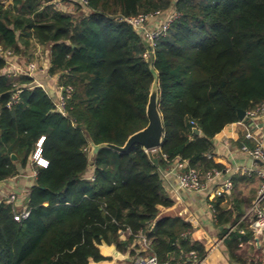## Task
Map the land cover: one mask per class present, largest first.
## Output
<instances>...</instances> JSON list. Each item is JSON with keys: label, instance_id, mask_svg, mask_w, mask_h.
Instances as JSON below:
<instances>
[{"label": "trees", "instance_id": "16d2710c", "mask_svg": "<svg viewBox=\"0 0 264 264\" xmlns=\"http://www.w3.org/2000/svg\"><path fill=\"white\" fill-rule=\"evenodd\" d=\"M71 3L76 11L70 14L51 0L0 1V182L27 167L41 139L48 163L35 166L27 218L15 221L14 207L0 200V264L99 262L106 259L101 244L160 264L200 263L206 249L190 222L159 211L173 205L160 171L176 160L200 174L224 171L213 160V137L239 121L238 111L264 99V0ZM172 7L178 16L152 53L164 127L160 150L101 148L90 163L87 138L122 146L147 124L154 78L145 45L123 19ZM33 43L49 51L48 74L72 87L64 114L32 78L6 72L5 53L15 60ZM230 180V190L216 186L206 197L224 252L232 264H264L249 222L241 220L262 180L255 172ZM122 233L128 236L121 239ZM139 234L147 248L136 243Z\"/></svg>", "mask_w": 264, "mask_h": 264}, {"label": "crops", "instance_id": "0c3cea01", "mask_svg": "<svg viewBox=\"0 0 264 264\" xmlns=\"http://www.w3.org/2000/svg\"><path fill=\"white\" fill-rule=\"evenodd\" d=\"M59 1V10L70 14L76 11V7L71 1ZM32 46L37 51L40 48L45 49L44 46L37 43H33ZM33 59V56L28 58L19 56L15 58L11 67L6 68V72L15 74L18 72L17 69L25 68L26 64ZM43 65H46L47 68L49 67V51L47 48L45 49ZM33 78L53 100L57 94V77L49 74H36ZM255 123L256 125L251 127H249L250 123L247 120L230 123L213 137V160L221 164L229 175L240 173L239 171L243 169L254 170L260 168L264 170V163H256L248 153L241 149L243 145L252 148L256 142H260L264 146V116L259 117ZM247 128L254 136L252 140L245 138ZM35 168V165L29 160L27 167L20 170L16 177L0 182V200H2L4 195L15 194L17 198L15 210L20 212L27 209L29 190L35 180ZM163 183L167 194L173 200V205L169 208L159 207V211L161 214L169 213L182 216L190 222L193 227L192 236L195 239L202 240L206 249V256L200 264H232L224 252L223 243L218 237L219 229L214 225V216L206 201L208 193L214 187L221 186V180H216L214 183L209 184L205 191L199 193L179 191L177 194H173L170 191L168 182L163 181ZM170 183L172 184L171 176L169 177ZM127 236L128 233H122L121 239H125ZM216 240L221 242L216 243ZM136 243L139 246L141 245L139 240ZM255 247L264 254V243ZM98 249L100 254L106 259L99 262H89L88 264H132L133 262V258L128 253L118 252L113 245L101 244Z\"/></svg>", "mask_w": 264, "mask_h": 264}, {"label": "built area", "instance_id": "2783aa9c", "mask_svg": "<svg viewBox=\"0 0 264 264\" xmlns=\"http://www.w3.org/2000/svg\"><path fill=\"white\" fill-rule=\"evenodd\" d=\"M5 5L9 4L10 0H0ZM75 1L82 8H86L88 5V0H69ZM51 3L58 9L60 3L59 0H51ZM178 16L175 8L172 7L165 11H154L150 13H139L134 16L124 18L123 20L131 26L134 32L140 37L141 41L145 45V52L143 57L149 61L152 56L153 50L157 45V41L160 37L164 36L171 22L176 19ZM5 56L8 60L7 67H11L14 64L13 55L11 52H6ZM17 73H23L32 78L33 85L40 86L34 81V76L36 74H48V68L46 65L37 66L36 62L30 61L26 64L25 68L17 69ZM72 92V87L57 85V94L52 100L56 110L64 114L66 101L69 99ZM19 90H16L12 96V101L17 99ZM10 104V103H9ZM264 116V99L253 109L247 110L245 112L244 120H247L250 123V126L256 125V120L259 117ZM245 138L247 140H252L254 138L252 132L247 128L245 133ZM41 143L42 139L38 141L35 151L30 157V161L35 166L46 167L47 161L41 156ZM244 152L256 162L263 164L264 163V146L260 142H256L253 148H249L247 145H243L241 148ZM165 158V157H164ZM241 174H250L255 172L262 180L260 188L258 190L257 197L253 202L252 206L246 211L245 215L241 220L249 222V229L252 233V243L257 246H261L264 243V207L262 203L264 201V170L260 168L256 169H243L239 171ZM161 178L165 182H168L170 186V191L173 194H177L179 191L187 193H199L205 191L209 184L214 183L216 180H221V186L223 189L228 191L232 187L230 180V175L226 170H216L213 169L205 174H200L197 170L188 167V163L182 160H176L172 165L166 167V169L160 171ZM36 175V172H35ZM172 177V184H169V177ZM16 195L8 194L2 197V201L6 204H10L15 209ZM208 208L213 214V210L210 204ZM28 209L23 211H15L14 220L19 222L22 219L27 218ZM236 226L230 228V231L234 230ZM240 233H243L241 230ZM137 240L140 241V247L147 248L148 241L142 235L139 234ZM222 241V240H221ZM216 240V243L221 242ZM239 247L243 249L245 243H240ZM132 264H160L154 256L144 255L137 253L133 258ZM168 264V263H164ZM200 264V263H196Z\"/></svg>", "mask_w": 264, "mask_h": 264}, {"label": "water", "instance_id": "95a60500", "mask_svg": "<svg viewBox=\"0 0 264 264\" xmlns=\"http://www.w3.org/2000/svg\"><path fill=\"white\" fill-rule=\"evenodd\" d=\"M148 65L151 69L154 79L150 85L148 101L145 109L147 118L146 126L141 130L131 134L122 146H116L109 143L95 145L89 138H87L91 147V155L88 157V160L95 157L97 151L101 148L111 149L118 153L127 152L131 147L136 145L140 146L145 152L160 150L164 137V127L162 117L158 109V86L156 81V73L152 69V56L148 61ZM237 117L239 121H243L245 112L238 111ZM193 132L197 135L200 134V131L196 128L193 129ZM11 157L15 159L14 155Z\"/></svg>", "mask_w": 264, "mask_h": 264}, {"label": "rangeland", "instance_id": "374dc122", "mask_svg": "<svg viewBox=\"0 0 264 264\" xmlns=\"http://www.w3.org/2000/svg\"><path fill=\"white\" fill-rule=\"evenodd\" d=\"M44 48L46 49L47 47H44ZM45 49L40 48L37 51V49L33 48V46H32V48L29 49L28 54H26L25 57L28 58L30 56H33L34 59L32 61L36 62L37 66H41L43 64V61H44ZM33 52H35V53H33ZM87 155H88V157L91 155V147H90V145L87 148ZM93 159H94V157L90 158L89 162L92 163Z\"/></svg>", "mask_w": 264, "mask_h": 264}]
</instances>
